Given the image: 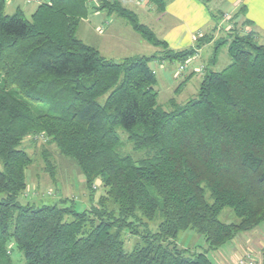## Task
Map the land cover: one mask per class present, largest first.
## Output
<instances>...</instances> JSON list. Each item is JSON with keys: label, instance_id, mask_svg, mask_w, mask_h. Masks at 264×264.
<instances>
[{"label": "trees", "instance_id": "trees-1", "mask_svg": "<svg viewBox=\"0 0 264 264\" xmlns=\"http://www.w3.org/2000/svg\"><path fill=\"white\" fill-rule=\"evenodd\" d=\"M100 9L160 54L115 61L84 43L80 20ZM208 39L174 51L116 0H39L29 18L5 13L0 0V264H14L10 241L23 264H213L204 251L187 256L178 233L192 229L217 249L264 225V44L252 32L233 35L230 62L205 67L196 96L171 97L169 110L157 104L150 61L184 64ZM225 42L215 41L211 64ZM30 135L75 163L89 208L19 200ZM124 142L140 156L122 153ZM96 181L103 190L94 198ZM224 208L238 220H220ZM137 212L160 221L126 251L121 231H136ZM260 256L264 264V245Z\"/></svg>", "mask_w": 264, "mask_h": 264}, {"label": "rangeland", "instance_id": "rangeland-1", "mask_svg": "<svg viewBox=\"0 0 264 264\" xmlns=\"http://www.w3.org/2000/svg\"><path fill=\"white\" fill-rule=\"evenodd\" d=\"M20 3L21 0H5V13L11 14L14 4ZM38 3L39 0L35 3L25 5L24 0H22L21 8L23 7L24 15L27 18L30 17L31 12ZM91 20L94 24H98V16H95ZM84 27L85 23L83 22L82 24L81 21L76 31V35L79 38H83V34L85 33ZM217 33L214 39H225L226 42H229L232 36L237 34L236 31L232 32L234 34H228L223 31H221L219 35ZM238 34L240 35V33ZM210 39L211 38L208 40ZM226 42L222 43L218 50L217 63L214 65L216 70H221L230 62L227 54L228 42ZM201 46H203L202 43L199 49ZM213 50V44L204 49L201 56L196 59V63H208L212 57ZM149 65L156 75V83L153 87L157 91V104L162 110L170 109L171 105L169 99L171 97H174L176 102L181 103L196 96L201 81L197 74H193L191 78L186 80L177 92L174 91L175 88L186 79L184 75L189 72L191 67H184L182 70H179L178 68L181 63L177 60H165L164 62L150 61ZM198 69H200V67H197L196 70ZM118 132L119 136L123 137L121 131L118 130ZM21 147L24 148L32 159L31 163L25 169L27 185L25 190L18 197L21 202H30L35 206L41 204H57L59 206L72 205L77 211L89 208L90 201L88 200V190L85 188L82 174L79 173V170L71 159L59 153L54 143L48 142V138L46 137H33L30 135L24 138ZM121 151L122 153H131L135 157L140 156V153L132 151L128 143L122 147ZM47 169L53 170V176L50 175ZM93 187L95 190L94 198H97L101 194L103 187L98 181L95 182V186ZM137 213L142 223L137 226V228L135 227L136 231H128L127 229L121 231L120 236L123 238V248L126 251H130L135 245L143 244L142 235L145 230L155 232L158 228V223L160 221L158 217L147 220L144 216L140 215L139 212ZM68 218L71 217L69 216ZM219 218L228 223L238 220L228 208H224L221 211ZM255 229L258 230L250 235L248 234L250 231L239 233L231 241L226 242L217 249L208 248L203 236L192 229H187L178 233L176 244L178 247L186 249L185 254L187 256H191L194 252L204 251L207 256L211 258L213 264H230L233 258L237 259V257H239L240 250L247 245H250L249 247L254 248L256 251L260 250V246L264 244V225ZM239 235H241V237H238ZM242 235H246V238ZM7 247L13 263L23 264L22 254L15 248V245L11 241ZM255 254L256 255L252 256L255 258L256 264H262L260 262V252H256Z\"/></svg>", "mask_w": 264, "mask_h": 264}, {"label": "crops", "instance_id": "crops-1", "mask_svg": "<svg viewBox=\"0 0 264 264\" xmlns=\"http://www.w3.org/2000/svg\"><path fill=\"white\" fill-rule=\"evenodd\" d=\"M116 1L122 7L133 11L140 23L146 25L157 38L165 41L167 46L174 51L195 47L199 38H211L203 43L200 49L197 47L193 57L185 62V67L191 68L184 75L186 79L175 88V92L193 74H197L201 80L205 67L216 70L214 65L217 63V57L212 64L211 59L206 64L204 62L198 64L196 59L201 56L204 49L212 44L214 47L217 31L218 35L221 31L228 34L234 31L237 34L252 32L254 40L259 44H264V0H163L161 7L151 0ZM21 3L14 4L12 13L16 8H20L24 12ZM24 4H27L25 0ZM95 16H98V24H94L91 20ZM81 21L82 24L85 23V33L80 39L95 47L105 58L120 61L131 56L160 54L161 48L146 42L127 20L115 12H109L106 9L92 10L84 15ZM153 61L164 62L165 60L156 57ZM197 67H202V71L196 70ZM256 230L258 229H252L248 234L250 235ZM244 237L246 238V235ZM249 246L243 247L238 256L256 255V252H260V250L256 251ZM235 260L236 258H233L230 264H235ZM260 262L262 263L261 259Z\"/></svg>", "mask_w": 264, "mask_h": 264}, {"label": "built area", "instance_id": "built-area-1", "mask_svg": "<svg viewBox=\"0 0 264 264\" xmlns=\"http://www.w3.org/2000/svg\"><path fill=\"white\" fill-rule=\"evenodd\" d=\"M36 1L38 0H25L27 4H32ZM185 66V63L181 64L178 69L182 70ZM235 264H256V260L251 254H245L237 257V259L235 260Z\"/></svg>", "mask_w": 264, "mask_h": 264}]
</instances>
